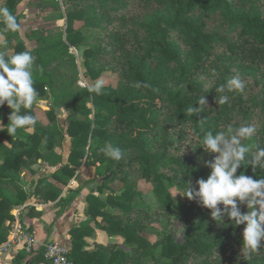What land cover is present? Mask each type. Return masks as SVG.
Masks as SVG:
<instances>
[{"label":"trees","instance_id":"trees-1","mask_svg":"<svg viewBox=\"0 0 264 264\" xmlns=\"http://www.w3.org/2000/svg\"><path fill=\"white\" fill-rule=\"evenodd\" d=\"M23 1L0 0L20 25L18 7ZM141 1L154 9L132 16L124 12L130 0H64L66 38L47 34L44 29L27 31L23 38L20 30L7 32L0 22L7 51L14 54L29 50L36 57L34 87L38 92L31 109H22V114L28 112L36 117L35 127L9 134L11 109L6 104L1 107L0 244L7 241L10 223L16 220L14 210L32 195L39 202L65 204L86 189V218L68 232L70 256L76 264H264V247L250 260L243 258V224L233 226L227 218L225 225L218 224L209 209L183 194V202H176L172 192L182 191L189 181L196 187V180L206 178L210 172L203 161L215 154L191 145L187 146L192 148L190 154H180L179 149L188 139L187 133L200 130V119L206 131L215 133L226 130L229 124L239 126L233 122L237 113L246 117L253 114V107L246 106L241 96L233 105L228 101L218 105L216 98L235 92L216 93L215 88L235 75L230 67L255 74L256 62L264 60V0ZM35 5L47 7L43 1ZM54 8L60 10L61 6L56 4ZM216 15L225 22L224 34L207 30L205 19ZM77 21L83 22V28L75 27ZM88 29H100L104 34L92 39L86 33ZM26 39L35 40V46L28 47ZM221 45L226 49L219 54L216 48ZM71 47L83 49L85 74L90 81L102 76L107 61L113 63L119 79L115 86H104L101 94L82 87L61 96L60 104L67 113L66 133L71 138L65 161L56 150L66 137L58 114L54 108L41 109L37 101L47 96V87L53 86L47 67L68 54ZM222 65L223 70L219 68ZM210 70L221 73L212 88L201 77ZM261 81L264 87V76ZM203 95L216 105L204 106L203 112L187 116V108L198 107L195 100ZM255 104L264 110V99ZM40 112L45 114V120L40 118ZM107 143L122 150L120 161L100 151ZM244 143L253 150L264 147V129ZM42 146L46 147L44 151ZM39 159L56 168L51 175L39 177L33 188L26 189L20 183L21 174ZM80 167L93 169L92 181L79 178ZM130 171L152 183L156 216H152L154 201L137 188ZM240 171L256 178L250 165L241 166L237 174ZM73 178L78 187H69V197L65 198L64 187ZM239 207L242 213L248 210L244 204ZM33 209H29L30 213ZM161 218L180 221L183 239L176 240L173 234L151 227ZM150 227L155 231L154 241L146 236ZM96 230L121 236L124 241L91 244L87 239ZM26 257L28 264L47 262L42 250L21 251L16 259Z\"/></svg>","mask_w":264,"mask_h":264},{"label":"clouds","instance_id":"clouds-1","mask_svg":"<svg viewBox=\"0 0 264 264\" xmlns=\"http://www.w3.org/2000/svg\"><path fill=\"white\" fill-rule=\"evenodd\" d=\"M0 22L7 32H18L20 23L7 7H0ZM36 57L29 50L7 54V41L0 40V106L7 105L11 109L8 117V133L15 135L18 129L35 127L36 117L23 110L31 109L36 102L38 92L34 87V70ZM42 72L43 69H40ZM105 86L103 79H98L88 89L95 94H101ZM246 82L238 76L227 80L215 88L216 93L237 92L243 93ZM198 107L191 105L187 108V116L203 112L208 102L205 95L197 100ZM228 96L221 95L216 103H227ZM200 130H193L184 146L200 147L207 154H215L210 160H204L203 166L210 169L207 177L196 180V187L191 182L186 183L182 193L190 200H195L200 206L210 210V215L218 224L227 223L233 226L244 225L242 232L243 258L248 261L253 254L264 247V147H252L244 141L251 140L256 133V126L240 124L227 125L226 130L216 131L204 129V120L200 119ZM184 146L180 154L184 151ZM178 149V150H179ZM103 154L114 161L123 157L119 147L107 143L100 149ZM251 166L256 178L246 175L244 171L238 173L241 166ZM259 170V171H257ZM176 193V194H177ZM244 204L247 212H241L239 205Z\"/></svg>","mask_w":264,"mask_h":264},{"label":"rangeland","instance_id":"rangeland-1","mask_svg":"<svg viewBox=\"0 0 264 264\" xmlns=\"http://www.w3.org/2000/svg\"><path fill=\"white\" fill-rule=\"evenodd\" d=\"M45 2L47 7L41 8L35 5L38 2ZM56 4H60L61 9L56 10L54 6ZM261 5V3H259ZM241 5V4H240ZM0 7H2V3H0ZM19 15L21 18V28L20 34L23 38H26V32L32 29H44L47 34H60L63 38H66V29H67V11L66 4L64 0H24L18 7ZM153 6L145 4L141 0H130L129 7L124 10V12L129 13L134 16H141L147 12L152 11ZM61 18H58L61 16ZM207 23V30L213 32H220L222 34L227 32V27L225 26V22L223 18L219 15L207 17L205 19ZM76 28H83V22L77 21L75 23ZM86 33L90 36V38H95L97 36H102L104 33L100 29H88ZM0 40H5V37L2 33H0ZM28 47H34L36 42L35 40L29 39L27 40ZM226 49L225 45L218 46L216 51L220 54L224 52ZM12 50L7 51V54H12ZM83 49H78L76 47H71L68 54L59 58L55 62L51 63L47 70L50 73L53 79V86L47 87V96L44 99L37 101V105L41 107L43 110H49L50 108H54L58 114V119L60 123V128L65 132L66 137L64 138L63 144L60 147H56V150L63 154L64 160L67 161L68 154L70 152L71 138L66 133V111L60 104L61 96L68 91L77 92L82 87L90 88L92 82L89 80L88 76H86L85 71L86 67L84 64V56ZM250 63V62H249ZM255 74L242 73L238 71V69L233 66L230 67L232 72L235 75L231 74L230 77L238 76L240 79L246 82V87L243 93L228 94V102L230 105H233L234 101L242 97L245 105H250L253 107V114L250 117H246L243 114L237 113L235 115L234 123L240 124H252L256 126V133L260 130L264 129V110L261 109L262 106L257 103L259 100L264 99V87L261 79L264 76V60L259 63V60L256 62ZM113 63L107 61L103 66L104 72L99 79H103L105 81V86L113 85L115 86L118 82V73L112 69ZM223 70V65L219 67ZM221 76L219 71L210 70L203 73L201 75L203 81L207 84L208 87L212 88L218 83ZM40 102V103H38ZM207 106H215L216 103L213 100H207ZM0 106V111H1ZM40 118L45 120V114L40 112ZM94 113L91 114V118H93ZM184 146V141L182 145ZM189 146V145H187ZM184 146V152L191 153L192 148H188ZM41 149L44 151L46 149L45 146H42ZM182 150V149H181ZM43 168V169H42ZM55 166H51L46 162L39 159L37 163H35L32 168L23 170L21 174L20 183L22 186H33L36 183L37 174L42 176H49L52 174ZM131 177L137 181V188L141 190L143 193L147 195L148 199H152L153 209L152 216H156L154 211L157 208L156 195L153 191V185L150 182H147L145 179L139 177L138 174L131 172ZM79 178H82L85 181H92L94 176V172L92 168L80 167L78 170ZM92 185L89 186V188ZM69 188V187H68ZM68 190V189H67ZM87 192V191H86ZM172 192L175 196L176 202H183L182 193H177L178 190L172 189ZM177 193V194H176ZM106 197V194H103ZM16 209L14 213L16 214ZM151 227L158 228L160 230L167 231L174 235L176 240H182L184 237V228L183 224L175 219L161 218L160 221L153 222ZM146 230V236L154 241L156 239L155 231L152 228ZM105 240L108 241L111 239L112 241L122 243L124 241L121 236H109L105 233Z\"/></svg>","mask_w":264,"mask_h":264},{"label":"crops","instance_id":"crops-1","mask_svg":"<svg viewBox=\"0 0 264 264\" xmlns=\"http://www.w3.org/2000/svg\"><path fill=\"white\" fill-rule=\"evenodd\" d=\"M39 177L40 175L37 174L36 181ZM33 186L24 187L31 189ZM68 187L69 185L65 186L62 193V196L65 198L69 197L67 192ZM76 187L78 186H74L73 188ZM85 194L86 189L79 197L65 204H59L58 201L43 203L39 202L36 197L31 196L20 210H16V221L21 224L24 231L34 233L40 241L59 240L70 245L69 229L86 218L84 213ZM31 207H34V209L30 213L29 209ZM105 233L101 230H96L94 235L87 240L91 244L93 242L107 243L111 239L106 241ZM24 250L22 243H12L8 250L0 253V264H28L29 257L22 260L16 259L19 253ZM37 264L47 263L40 262Z\"/></svg>","mask_w":264,"mask_h":264},{"label":"built area","instance_id":"built-area-1","mask_svg":"<svg viewBox=\"0 0 264 264\" xmlns=\"http://www.w3.org/2000/svg\"><path fill=\"white\" fill-rule=\"evenodd\" d=\"M74 186H78L75 178L69 184V187ZM22 207L16 210H20ZM10 225L11 232L7 241L0 244V253L8 250L12 243H22L27 252L42 250L47 259V264H76L70 256L69 244L59 240L40 241L34 233L24 231L21 224L16 220Z\"/></svg>","mask_w":264,"mask_h":264},{"label":"water","instance_id":"water-1","mask_svg":"<svg viewBox=\"0 0 264 264\" xmlns=\"http://www.w3.org/2000/svg\"><path fill=\"white\" fill-rule=\"evenodd\" d=\"M38 103H40V102H38Z\"/></svg>","mask_w":264,"mask_h":264}]
</instances>
